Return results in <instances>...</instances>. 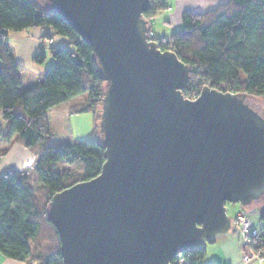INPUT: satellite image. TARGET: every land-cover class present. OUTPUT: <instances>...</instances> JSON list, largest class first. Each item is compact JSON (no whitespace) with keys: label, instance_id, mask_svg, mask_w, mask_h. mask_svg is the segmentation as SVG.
<instances>
[{"label":"water","instance_id":"95a60500","mask_svg":"<svg viewBox=\"0 0 264 264\" xmlns=\"http://www.w3.org/2000/svg\"><path fill=\"white\" fill-rule=\"evenodd\" d=\"M41 1L92 46L105 81L101 172L48 206L63 264H173L227 237V203L264 196V106L209 84L185 97L190 66L151 38L150 0Z\"/></svg>","mask_w":264,"mask_h":264},{"label":"trees","instance_id":"16d2710c","mask_svg":"<svg viewBox=\"0 0 264 264\" xmlns=\"http://www.w3.org/2000/svg\"><path fill=\"white\" fill-rule=\"evenodd\" d=\"M150 2L144 16L150 21L151 38L157 39L162 50L175 51L190 66L182 89L185 97H197L206 84L264 97V0H227L202 12L185 10L181 25L168 37L153 35L151 24L158 11L168 8L167 1ZM28 28H48L43 38L64 36L69 46L42 43L33 60L43 63L48 47L52 62L40 80L21 88L23 66L8 37L12 31ZM0 63V109L7 121L5 129L0 125V135H16L38 155L35 185L27 171L11 169L0 175V251L28 264H63L59 233L49 220L48 206L56 192L101 172L105 146L99 120L105 81L98 73L92 46L61 13L41 0H0ZM81 94L86 97L74 104L71 112H92L91 136L74 143L52 144L57 131L52 126L51 108ZM6 152L0 150V156ZM61 163L67 167L60 169ZM259 209V233L253 238V247L264 257V196ZM189 251L190 256L185 252L183 259L177 262L175 258L172 263L199 264L206 248Z\"/></svg>","mask_w":264,"mask_h":264},{"label":"crops","instance_id":"0c3cea01","mask_svg":"<svg viewBox=\"0 0 264 264\" xmlns=\"http://www.w3.org/2000/svg\"><path fill=\"white\" fill-rule=\"evenodd\" d=\"M168 3V8L160 10L157 12L156 16L152 19V34L158 37H168L173 28L179 27L181 25V16L185 10H191L195 12H202L208 9L217 7L220 4L226 3L227 0H166ZM157 19L164 21L168 24L169 29L165 34H160L157 30L156 24ZM48 28H28L20 32L13 31L9 34L8 42L10 43L12 50L17 58V60L22 64L23 69L26 67H31L33 72H36L38 76H41L46 68H44L40 63L33 60V55L37 52L40 45L48 38H43V34L49 32ZM44 39V40H43ZM50 39V38H49ZM53 41L51 44L69 46L68 39L64 36L55 35L51 38ZM50 45V44H49ZM40 78V77H39ZM28 84H24L21 79V88L27 87ZM84 100H79V96L69 100V106L65 105L69 113L71 112V107L80 103ZM62 104L56 105L53 108L59 107ZM51 108V118L52 111ZM76 113V112H75ZM70 120L67 121V125ZM0 125L2 128H6L7 121L3 118L2 110L0 109ZM6 149V154L0 156V175L8 170L15 169L19 171H27L29 176V181L35 185L36 184V174H35V164L38 155L34 153L29 148L25 147L19 142L17 136L14 135L12 138H5L0 135V150ZM32 173V176H31ZM236 212L240 209L236 208ZM235 212V214H236ZM248 213L250 219V213ZM234 214V215H235ZM259 222H250L251 228L256 229L259 227ZM206 245L205 256L202 258V264H264V257L259 259H254L249 262H245L243 259L244 250L242 248V243L236 237H225L223 241H216L214 243H209ZM200 264V260L198 262ZM0 264H28L24 261L14 260L5 257L0 251Z\"/></svg>","mask_w":264,"mask_h":264},{"label":"rangeland","instance_id":"374dc122","mask_svg":"<svg viewBox=\"0 0 264 264\" xmlns=\"http://www.w3.org/2000/svg\"><path fill=\"white\" fill-rule=\"evenodd\" d=\"M157 30L160 32V34H165L168 32L169 26L164 21L157 19L156 24ZM17 32V31H16ZM20 32V31H18ZM15 33V31H13ZM44 40V39H43ZM52 39L48 38L43 42L45 45H49L52 43ZM52 62V56L49 53L48 47L46 48V58L43 63H40L44 68H47L50 63ZM1 65V63H0ZM40 77V78H39ZM42 78L41 76H38L36 72H33V69L31 67H26L21 70V79L23 80L24 84H34L38 80ZM86 94L79 95V100L82 98H85ZM254 101L262 104L264 106V97L262 96H254L251 97ZM71 101V100H70ZM69 101L61 103L59 107H56L52 111V126L57 131V134L54 136L52 140V144L60 145V144H69L74 143L77 141L85 140L88 137L91 136L93 132V114L91 111H83L78 113H69L68 109L65 107V105L69 106ZM70 120V127L67 125V121ZM71 167H76L75 165H70ZM64 167H67V164L61 163L59 164V168L63 169ZM32 176V173H31ZM227 213L230 216H234L236 212V208L243 209L244 207L240 205V203H227ZM260 201L254 202L252 205H250L248 208H244L247 210V212L250 213V222L253 224L254 222H259L260 217ZM236 237V239H239L242 243L240 233L236 231L234 228L231 229L230 234L227 237ZM223 238H220L218 241H223ZM38 241V239H36ZM34 241V242H36ZM210 245V244H208ZM206 248V247H205ZM243 250L244 247L242 246ZM202 259H200V264H202Z\"/></svg>","mask_w":264,"mask_h":264},{"label":"built area","instance_id":"2783aa9c","mask_svg":"<svg viewBox=\"0 0 264 264\" xmlns=\"http://www.w3.org/2000/svg\"><path fill=\"white\" fill-rule=\"evenodd\" d=\"M233 228L240 233L242 245L244 247L243 259L245 262H249L254 259H259L262 256L253 247V238L259 233V229H253L250 225V219L245 209H240L234 215ZM190 256V251H187ZM183 254L178 255L177 262L183 259ZM30 264H34L31 262Z\"/></svg>","mask_w":264,"mask_h":264}]
</instances>
